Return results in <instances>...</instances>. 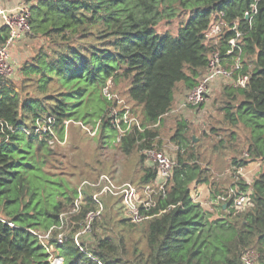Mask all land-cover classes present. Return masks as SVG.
<instances>
[{
	"label": "trees",
	"instance_id": "trees-1",
	"mask_svg": "<svg viewBox=\"0 0 264 264\" xmlns=\"http://www.w3.org/2000/svg\"><path fill=\"white\" fill-rule=\"evenodd\" d=\"M178 1L188 17L175 34L155 30L158 7L165 0H36L31 5L27 37L46 38L48 44L21 63L19 80L0 78V264H50V257H62L61 264H243L247 249L257 253V264H264V0ZM253 6L256 13L249 24L245 12ZM171 13L170 4L167 16ZM221 20H235L244 32L241 72L249 77L244 87H223L225 118L249 129L247 156L234 163L239 168L261 160L250 183L235 180L248 191L242 211L217 203L220 216L210 219L209 210L192 198V185L212 182L193 152L194 139L185 135L183 121L170 137L178 149L169 156L175 165L165 195L157 197L151 216L141 223L131 222L111 193L92 198L87 188L99 192L101 184H94L100 174H109L104 168L102 173H86L81 180H90L94 187L84 188L45 169L59 160L54 148L59 143L49 144V136L26 135L23 128L31 129L36 118L52 116L59 140L75 124L95 138L97 151L113 142L117 118L122 124V116L130 112L118 103V94L106 98L108 81L124 83L117 92L140 109L139 124L135 121L121 134L122 154L141 153L143 159L145 148L163 150L157 140L159 124L174 106L177 84L190 88L204 73L210 48L216 46L206 41L205 33ZM229 35L232 31L220 40L221 51ZM7 36V28L1 27L0 46ZM117 105V116L108 117ZM74 122L91 124L96 131L90 135ZM156 178L157 170L149 163L138 179L127 180L141 188ZM78 189L84 203L74 214ZM226 189L214 191L212 201ZM111 200L122 212L116 223L106 221ZM99 205L89 223L93 238L76 236L79 222ZM114 223L121 226L117 236L111 230ZM136 231L142 233L138 240L133 237ZM59 233L62 242L57 241Z\"/></svg>",
	"mask_w": 264,
	"mask_h": 264
},
{
	"label": "rangeland",
	"instance_id": "rangeland-1",
	"mask_svg": "<svg viewBox=\"0 0 264 264\" xmlns=\"http://www.w3.org/2000/svg\"><path fill=\"white\" fill-rule=\"evenodd\" d=\"M165 1V3L160 4L158 7L160 18L155 26V30L157 32L167 31L171 34H175L180 23L188 17V11L179 4L178 0ZM170 4L171 7L174 8V13L167 16ZM220 40H222V38L219 39L218 45L220 44ZM41 44H44V46L48 44L46 38L31 35L15 44V48L11 45L9 47V52L10 55H12V58L19 61V67L24 60L29 59L30 56L36 52ZM18 75L19 74L15 73L14 77L11 79L16 81L19 80L21 77L18 78ZM199 79L200 78H198L196 82H198ZM25 84L28 87L32 86L27 83ZM225 84L226 83L221 78L213 79L211 81L208 95L200 106L177 110L178 105H174L168 113L169 115L161 120L158 130L159 136L157 138L166 154L174 157L178 145L172 142L170 137L177 128L178 122H184L186 129L185 135L188 138L194 139L192 142L193 152L198 158L201 166L208 168L210 181L212 182L210 185L208 183L205 184L206 188L204 187L202 190L198 189L197 191L192 190L191 186V194L197 193L194 195L196 198H192L201 201V205L209 210L210 219L220 216L217 206L218 204L215 201H212L213 198L211 197V194L216 190L219 192L228 187L236 180V178H240L242 181L250 183L256 177L261 168V160L257 159L249 161L238 170L235 169L236 163H234V161L242 158L244 152H247L249 144V129L244 127L241 123L233 126L225 118V111L223 109L225 99H227V96L223 94V87ZM105 86L108 87L110 93L119 95L117 96L121 98V104H126L128 108L130 107V112L122 116L124 123L121 124L120 119L117 118V122L114 124L116 134L115 139H112L113 142L107 143L106 145L102 144L104 147L100 145L101 147L96 151L97 143L95 138L88 137L85 131L75 124H71L66 138H63L59 144L54 146L57 150V158L59 159V162L55 161V166H45V169H49L50 174L61 176L69 185H75L77 188H80V186L84 188L85 185L93 184L90 180H87L85 183L81 180L83 177H87L88 174L86 173L92 171H99L102 173V169L104 168V170L109 173L108 176H110L114 182H120L121 180H124L123 178H125L124 181H129L127 180L129 178L136 177V179H138L140 173L149 164L144 156L143 159L140 157L141 153H134L130 156H125L118 147L121 134L135 123L134 119L139 124L137 114L140 109L133 107L134 103L131 100H127L124 95L117 92L118 89L124 87V83L119 82L113 84L108 81ZM175 90V92L179 93V95L184 98V95L189 88L180 82L177 84ZM117 110H120L118 105L110 108L107 116H117ZM123 124L126 126L123 127ZM83 125H86L85 127L91 130V124ZM230 133L234 134L233 139H231ZM96 159H98L99 162H97ZM79 178L81 181L78 180ZM87 190L92 194V198L98 197V192L90 190L89 188H87ZM114 202L115 201L111 200L109 205L111 209L106 214V221L111 220L116 223L118 219L121 218L122 212L118 213V210L116 209L118 205ZM81 203H84V195L83 193L80 194V190L78 189V195L74 201V208L71 209V212L76 214L79 211ZM105 211L106 208L103 203L102 212L104 213ZM85 222L86 217L83 221L79 222L81 224L79 231L82 232L80 236L82 239L91 240L93 235L89 228L84 230ZM115 223L111 230L112 234L117 236V231H119V227L121 228V226L119 224L115 225ZM141 235V231L133 233L135 240H138L139 237L141 238ZM142 243L143 241L140 244ZM47 249L50 251L52 250L51 247H47ZM53 258L54 257L49 258L50 264L51 259Z\"/></svg>",
	"mask_w": 264,
	"mask_h": 264
},
{
	"label": "built area",
	"instance_id": "built-area-1",
	"mask_svg": "<svg viewBox=\"0 0 264 264\" xmlns=\"http://www.w3.org/2000/svg\"><path fill=\"white\" fill-rule=\"evenodd\" d=\"M2 1L0 0V19L4 27L7 28L8 36L5 43L0 46V78L9 79L14 77L17 70L11 61L9 47L17 40L27 37L31 33L29 23L31 4L22 2L13 8H6L3 6ZM255 13L256 9L254 6L245 12V18L249 24ZM230 31H232V35L226 38L225 50H222V52L218 47L219 39ZM243 34L244 32L238 27V23L235 20L231 22L221 20L209 27L205 33L206 41L209 42L211 40L216 46L210 48L204 73L199 81L186 92L184 98L178 103L177 110L200 106L208 95L211 81L215 78H221L226 84H232L234 87L245 86L249 77L248 74L241 72L243 66ZM103 93L109 100L117 96L110 93L107 86L103 88ZM120 102L121 100L118 98V103ZM126 114L127 111L124 115ZM134 121L136 120L134 119ZM74 123L85 129L90 135L95 133L96 129L89 130L81 122ZM54 124L55 120L52 116L36 118L35 125L31 129L23 128V131L26 135H37L39 138L49 136L47 138L49 144H53L55 141L60 143L61 140L57 138L54 131ZM142 153L145 155L146 160L155 166L157 170V178L154 183L146 184L139 188L130 181L114 182L108 174L102 173L99 175L97 183L94 184L96 186L101 184L98 195L102 192H109L113 196L118 197L123 206L125 216L133 223H141L151 216L148 215L149 211L155 206L157 197L165 195L166 187L175 165V160L169 157L164 150L149 147L145 148ZM243 156H247V153L244 152ZM239 168L236 169L238 170ZM247 200L248 191L241 190L234 181L224 193L217 196L215 201L224 207L228 206L233 212H239L246 207ZM100 209L101 205L95 212L87 213L84 230L89 228L91 219L98 215ZM81 233L79 231L76 236ZM62 239L63 234L59 233L57 241L62 242ZM241 259L243 264H257V253L252 249H247L242 254ZM61 262L62 257L51 259V264H61Z\"/></svg>",
	"mask_w": 264,
	"mask_h": 264
},
{
	"label": "crops",
	"instance_id": "crops-1",
	"mask_svg": "<svg viewBox=\"0 0 264 264\" xmlns=\"http://www.w3.org/2000/svg\"><path fill=\"white\" fill-rule=\"evenodd\" d=\"M22 2H28L29 4H34L35 2H36V0H3L2 1V4H3V6L4 7H6V8H13V7H15L16 5H18V4H20V3H22ZM1 27H4V25H3V23L1 22V19H0V28ZM25 38H27V37H24V38H22V39H20V40H17L14 44H13V47L15 48V44H17V43H19L20 41H22L23 39H25ZM11 61H12V63L15 65V67L16 68H18V63H19V61H17L16 59H14V58H12V55H11ZM181 99H182V96L181 95H179V93H177V92H175V94H174V104L173 105H175L176 106V104L178 105V103L181 101ZM183 111V110H182ZM169 114H167V115H165V117L166 116H168ZM165 117H163V118H165ZM162 118V119H163ZM157 124V123H156ZM206 188V185L204 184V183H202V184H198V185H192V190H195V191H197L198 189L199 190H202L203 188ZM193 194V195H192ZM191 195H192V197H194V198H196L194 195L195 194H197V193H192ZM215 201V200H214ZM201 202V201H200ZM216 202V201H215ZM201 204H202V202H201Z\"/></svg>",
	"mask_w": 264,
	"mask_h": 264
}]
</instances>
